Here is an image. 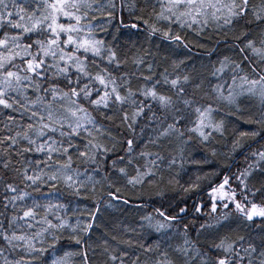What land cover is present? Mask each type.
Masks as SVG:
<instances>
[{
	"label": "snow or ice",
	"instance_id": "6c2138e0",
	"mask_svg": "<svg viewBox=\"0 0 264 264\" xmlns=\"http://www.w3.org/2000/svg\"><path fill=\"white\" fill-rule=\"evenodd\" d=\"M0 264H264V0H0Z\"/></svg>",
	"mask_w": 264,
	"mask_h": 264
},
{
	"label": "trees",
	"instance_id": "16d2710c",
	"mask_svg": "<svg viewBox=\"0 0 264 264\" xmlns=\"http://www.w3.org/2000/svg\"><path fill=\"white\" fill-rule=\"evenodd\" d=\"M192 55L194 58L197 59V61H199L200 59L203 60H207V56L204 54V51L202 49H197L195 47H193L192 49ZM189 168L191 169L190 174L192 175V178L195 179V172H196V166L195 165H189ZM208 170V169H205ZM187 179V177H185ZM206 199V197H205ZM189 203H191V201H189Z\"/></svg>",
	"mask_w": 264,
	"mask_h": 264
}]
</instances>
